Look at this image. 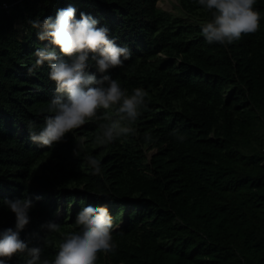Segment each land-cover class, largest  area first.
Returning <instances> with one entry per match:
<instances>
[{"label": "trees", "instance_id": "obj_1", "mask_svg": "<svg viewBox=\"0 0 264 264\" xmlns=\"http://www.w3.org/2000/svg\"><path fill=\"white\" fill-rule=\"evenodd\" d=\"M156 1L0 0V230L16 225L4 201L31 198L20 238L52 260L62 235L79 230L83 207L107 206L127 223L113 232L116 250L99 254L100 263L264 264V0L254 7L259 30L226 47L203 37L209 13L197 0H179L185 19ZM70 5L78 19L81 12L94 17L110 39L130 47L131 58L110 75L122 88L142 85L147 93L137 136L97 144L99 125L108 121L91 120L51 148L31 141L57 93L47 63L28 72L34 52L50 46L28 21L54 19ZM178 58L186 71L179 86L190 102L159 87L161 65ZM86 155L100 162L101 174ZM62 195L60 231L48 234V204L56 207ZM28 259L17 254L7 264Z\"/></svg>", "mask_w": 264, "mask_h": 264}, {"label": "clouds", "instance_id": "obj_2", "mask_svg": "<svg viewBox=\"0 0 264 264\" xmlns=\"http://www.w3.org/2000/svg\"><path fill=\"white\" fill-rule=\"evenodd\" d=\"M159 1L168 2L157 0L156 6L159 9L177 16L172 10L160 7ZM197 2L209 13L200 24L202 35L209 44L218 43L226 47L243 36L255 34L260 28L261 15L255 9L260 7L256 0ZM165 4H172L174 12L181 14L178 17L185 19L180 11L179 0L174 4ZM76 13V8L70 5L59 9L54 19L46 17L43 20L36 18L28 21L31 28L42 29L38 38L40 41H48L50 45L34 52L36 60L28 72L31 74L47 63L49 78L55 82L57 93L49 103V115L44 117L43 128L39 132L30 131L31 141L41 147L51 148L63 141L68 133L77 131L91 120H94V124L101 120L108 121L99 125L101 131L95 137V142L100 145L113 143L118 138L123 142L138 134V125L136 128L134 124L137 123L140 109L145 105L147 93L142 85L122 88L119 81L113 79V73L110 75V70L122 67L131 58L130 47L119 46L115 40L110 39L109 29L98 26L99 21L94 17L81 12L78 19ZM184 64L182 58H178L171 65H161L159 87L190 102L191 98L179 86L186 72L182 69ZM90 68H94L95 72L89 71ZM97 73L100 74L99 78ZM101 109L112 110L102 113ZM83 139L76 142L74 151L77 155L79 150H83ZM179 139L184 138L181 136ZM84 159L94 175L101 174L100 162L95 157L86 155ZM65 189L83 191L81 187ZM4 203L15 214L16 225L15 229L0 230V264H7L17 254L24 253L30 257L26 264H103L97 261L99 254L114 253L117 245L113 241V232L127 223L125 217L120 218V221L114 220L107 206L83 207L75 220L79 230L62 235L64 237L57 246L55 258L50 260L42 255L41 249L29 248L20 238V232L30 223L29 211L34 206L32 199L5 200ZM64 209L63 195L58 199L56 207L49 202L48 211L53 214L47 218L53 223L42 226L48 234L60 231ZM71 227L76 228L74 224ZM45 244H51L48 236Z\"/></svg>", "mask_w": 264, "mask_h": 264}, {"label": "rangeland", "instance_id": "obj_3", "mask_svg": "<svg viewBox=\"0 0 264 264\" xmlns=\"http://www.w3.org/2000/svg\"><path fill=\"white\" fill-rule=\"evenodd\" d=\"M168 2H166V1H164L165 3H176V0H167ZM170 7H171V9H169V10H172L171 12L172 13H175L177 16H181V14L178 12V11H176V12H174V10H175V8L173 7V5L172 4H168Z\"/></svg>", "mask_w": 264, "mask_h": 264}, {"label": "bare ground", "instance_id": "obj_4", "mask_svg": "<svg viewBox=\"0 0 264 264\" xmlns=\"http://www.w3.org/2000/svg\"><path fill=\"white\" fill-rule=\"evenodd\" d=\"M163 9H171V7L168 4L163 3L161 6Z\"/></svg>", "mask_w": 264, "mask_h": 264}, {"label": "built area", "instance_id": "obj_5", "mask_svg": "<svg viewBox=\"0 0 264 264\" xmlns=\"http://www.w3.org/2000/svg\"><path fill=\"white\" fill-rule=\"evenodd\" d=\"M263 151H264V146H263Z\"/></svg>", "mask_w": 264, "mask_h": 264}]
</instances>
